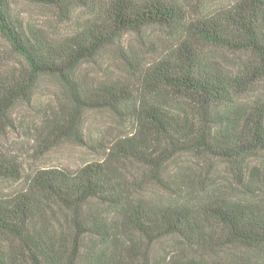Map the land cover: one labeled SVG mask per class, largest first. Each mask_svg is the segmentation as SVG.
I'll list each match as a JSON object with an SVG mask.
<instances>
[{
	"label": "trees",
	"instance_id": "obj_1",
	"mask_svg": "<svg viewBox=\"0 0 264 264\" xmlns=\"http://www.w3.org/2000/svg\"><path fill=\"white\" fill-rule=\"evenodd\" d=\"M28 1L89 16L54 38L0 0V35L23 64H0V125L51 76L74 109L44 118L43 134L71 132L79 109L132 131L76 170L28 172L0 149V179L20 183L0 194V264H264V0ZM148 29L158 34L143 49L126 42ZM105 51L121 73H86ZM127 161L167 198L138 193ZM166 237L181 246L155 258Z\"/></svg>",
	"mask_w": 264,
	"mask_h": 264
},
{
	"label": "rangeland",
	"instance_id": "obj_2",
	"mask_svg": "<svg viewBox=\"0 0 264 264\" xmlns=\"http://www.w3.org/2000/svg\"><path fill=\"white\" fill-rule=\"evenodd\" d=\"M179 1L186 4L195 1L198 4L214 6L226 0ZM11 6L16 16L25 24H36L54 38L73 34L79 24L89 16L88 11L81 7L63 11L54 6L28 0H11ZM150 34L157 36L158 31L149 32L148 29L142 36L128 33L125 39L133 48L141 50L145 42H149ZM0 64L10 69L23 65L21 58L1 35ZM83 70L86 73L105 77L119 75L121 65L113 53L105 51L97 60L86 63ZM73 109L74 105L69 93L60 80L51 76L41 77L34 86L31 97L16 105L13 123L0 125V149L15 156L28 172L54 168L76 170L88 163L103 159L100 143L106 144L107 141L130 134L132 131V126L118 120L108 110L79 109L75 127L71 132L61 137L41 132L39 125L44 118ZM181 160L192 163L191 160L194 158L190 155H182ZM213 166L217 171L225 172L223 164L216 163ZM125 167L137 175L135 182L138 193L159 200L167 198L165 191L156 183L149 181V173H145L141 166L127 161ZM19 185L20 183L0 179V194L9 193ZM179 244L175 237H166L155 243L153 256L158 258L175 253L181 246ZM261 253L264 254V251Z\"/></svg>",
	"mask_w": 264,
	"mask_h": 264
}]
</instances>
